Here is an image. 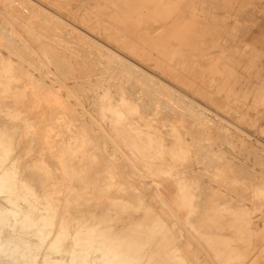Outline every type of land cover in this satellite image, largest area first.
<instances>
[{"label": "bare ground", "instance_id": "bare-ground-1", "mask_svg": "<svg viewBox=\"0 0 264 264\" xmlns=\"http://www.w3.org/2000/svg\"><path fill=\"white\" fill-rule=\"evenodd\" d=\"M32 1H34V0H32ZM56 1L58 2V4H59L58 6L60 8H66V6L68 4H70V2H72V4H73V2H76L77 4L79 2V0H56ZM93 1H95V0H93ZM182 1L183 0H99V2L97 4H94L93 6L82 7V9L78 11L79 13L83 12L85 14L86 13L91 14L90 15L91 18L89 20H87L89 22H86L87 25L92 30H94L95 33L98 32V34L102 38L106 39L107 41L114 43L123 52V54L125 53V54H129L131 56L135 55V56H133V57H135V59H136V57L138 58V56L140 55L143 60L147 61V64L149 66H153V68H155V70L157 69L161 73V77H162L161 79L162 80L158 79V77L155 78L152 75L149 76L150 74L148 75V73L145 70H143L141 67H140L141 70H140V68L138 69L137 67H135V70L141 72L143 77L144 76L147 77L146 80H148V81L146 83L148 85L154 86V88H155V91L152 90L153 88L147 89V87H146L145 88L146 90H144V88H143L142 92H145L146 94L149 95L148 96L149 99H146V100L144 99L143 96H139V95L136 97L131 96L127 92L125 87L121 84L117 87V89L115 91H113V92H115L114 94L111 92L112 90L109 89L114 84L109 85L108 86L109 88L105 87L104 82L103 81L101 82V80L98 81L99 80L98 78L96 79V82H94L92 84V90L95 93H97V95L100 94L99 97L96 98L97 100H95V102L99 104L101 114H100V119L95 118L96 120L95 119L92 120L93 118L92 119L90 118L91 124L93 121H95L94 123H96L98 125V131H101L102 135H104L102 137H104L106 141L103 138V141H105V142H103V141L102 142L104 144L99 143V144L103 145L100 148L104 147L103 148V149H105V150H103L104 153L112 154L116 158L117 157H123L129 163V166L131 167L132 174H129V175L126 174L125 175V174H123L124 173L123 172L122 175H125L123 177L121 176V171L119 170V169H123V168H120L121 166H119L121 159H119L120 160L119 164L116 165L115 163H117V162H114V160L117 161L116 158H113V156H111L112 157V158L110 157L111 159L105 160L106 156H105V154L102 153V155L105 156V159H103V161L105 160V166H103L104 164L102 163V160H101L103 157L100 154V152L97 151V148L95 150L97 153L99 152V154L101 155L100 157H102V158H100V159L99 158L95 159V157L98 155L97 154L96 156H94V159L92 160L94 153H91V152H94V149H93V151H91V147L89 148L90 152L88 150H87L88 152H86V150H85L86 146L90 145V142H91L90 139L91 138L88 139L87 142H85L84 139H86L87 136L89 137L90 134L89 135L86 134V136L84 135L86 138L85 137L83 138V132L84 131L81 132V130H79L80 132L75 135V133L77 131L74 128L75 124H74V122H72V120L74 119V121H75V118H73V117H75V113L79 111V109H78V111L75 110L78 107V105H76L78 103L77 102H76V104L74 103L76 105L75 106L76 108L72 107V106H74L72 104V102H71L72 106L69 105V102H67L66 99L62 98L63 97L62 94L64 91V92H67V94L69 96H74V98L76 97L77 99H78V95H75L76 93H75V90L73 88H70L66 85V83H65L66 79H63V78L59 79L60 77L57 78V79H59L58 81L60 82L61 88L58 86L60 88V90L59 89H58L59 91H57V89L54 90L53 88L56 87V85L53 84L54 85L53 88L51 85L54 81V80L52 81L53 78L50 77L51 82H52L51 84L48 85L46 83V85H45L43 83L44 81H46L45 79L39 78V80H37V78H36L37 76L35 77V75L30 74V71L25 70L26 68L23 67V63H21L23 61L20 58V57H22V55H20V52H22V50H18L19 51L18 53L20 55V57L18 56V58H20V60L16 61V63L13 62L14 60L9 57V55L13 54L12 52H10L11 54L9 53V55L7 53L8 56L4 55L6 57H4L2 53H0V94H1L0 97H3L5 92H8V93L10 92V94H11V92H14L12 95L14 96V94H17V96H19L22 101L19 98H16V99L20 100V102L23 103L24 107L27 105V103H29L28 99L33 98V101L30 100V102H32V103H30V104H32V106L29 105L30 107L28 106L29 109H26V111L24 110V107H22L23 108L22 109L20 106H19L20 107L19 109H22V110H18L16 108H14L15 110L13 109V111H10L11 109H8L10 107L9 105H8L9 106L8 108L6 107L7 111L9 110L8 113L6 112V110H4V111L0 110V112L3 111L2 112L3 114L7 113L6 115L10 116L12 122L22 123V125H20V126H17L18 124L17 125L12 124L13 126H8L4 121L6 118H4V120H2V118L0 117V195H3V199L7 202V205L0 202V264H9V263L10 264H90L91 263L90 261L92 258L94 259V262H93L94 264H192V263H189L190 262L189 260H187L186 255L188 256V254L185 255V254L180 253L179 245L181 243L179 244L177 242L179 244V245L177 244L178 247L176 245L175 246L173 245V242L175 240L174 239L175 233H177L178 236H182L184 234V232L182 230H179V229H178L179 231L167 230L166 228L168 225L165 222L166 216L163 218L162 214H159L158 217L157 216L154 217L151 214L152 217H154V218H152L151 215H148L149 217H146V218H150V219H152V221L141 220V221L131 223L127 229H117L116 225L114 223V219L112 218L114 214L112 215L111 212L108 214L106 213V215H104L102 217H98V215L95 212L88 211L87 213H85L82 209V207L85 205V202H88V201H89V203L92 201L93 202L95 201V203L97 205L109 204V205H111V207L113 206L115 208H119L121 210V211L120 210L119 211L122 212V214L128 212L133 207L135 208L137 206H140L142 208L144 205L147 206V201L149 199L146 200L147 198L146 199L144 198L146 196L145 191H144V193L142 192V194H145V196L143 195V198L146 200V202L144 199H142V195H140V192H136V191H139V190H137L139 187L137 184L134 185V190L136 189L135 186L137 185L136 186L137 189L135 190V195L137 193V196L133 197L132 196L133 194L131 195V191L128 189L129 188L128 185H130V183H131V185L133 187L134 183H132V181L131 182L127 181L128 183L126 182L127 183V185H126L125 184L126 180L123 183L122 179L119 180V178H118V180H117V176L120 174V176L122 178H124L128 175L127 177L129 178V181L132 180L134 177H136L137 180H139V177L143 179V177L145 178V176H146V175L143 176V174H145V173H142L143 167H146L148 169L151 166L152 167L156 166L158 168V172H157L156 168H154V167L151 169V170H154V169L156 170L157 178L151 177L153 179L151 184H153L155 186V189L152 188L153 194H151V193L150 194L152 196L155 195V197H157L158 199H161L160 201L162 202L161 204L163 205V207L160 209V213H166V214L171 213V215H173L177 219V221L179 222L180 219L184 218L181 214V211L183 209L188 208V211H190V213H191V211L194 210L192 208L193 203H192V201L189 200L191 197L190 198L187 197L188 195H190V193H189L190 187L188 188V186H186L187 184H185V183H187L188 180H184L182 183V180H180L181 177L179 178V176H180V173H182V174L189 173L188 171H190V172L193 171L192 173H194V171H196V168L191 164L189 167L190 170L187 169L188 171L185 170V168L178 170L177 169L179 167L178 164L176 165L177 168L173 167L174 165L171 164L172 160L170 158H167V155H166V153L169 151L167 149H165L166 143H164L165 138H163V134L165 132L163 133L162 131H163V129L165 130V128H162L160 126L162 128V130H161L160 128L157 127V125H155V123L157 122L156 118H152L153 120L155 119L154 121H156V122L153 121L154 123L152 122V120H149L150 117L149 118L147 117L148 119H146V122L141 121V120H144L146 116L144 117V119L142 118L140 120V118L142 117L141 113H142V111H144L147 108V103L149 101H151L154 104V100H158V102H159V101H161L160 99H162L161 97H160V99L157 98L155 95H154L155 96L154 97L153 93H155V94L158 93V94H163V95L170 93L169 91H165V89L168 90V88H169L167 86L168 85L167 82H165V81H171V82H176L179 84H184L187 88L189 87L188 88L189 90H191L197 94H202V93L205 94V92H208V90H207L208 76L210 75L211 72H213V70H215V71L217 70V69H213V67H211L210 70L211 69H213V70H211L208 73L209 75H206V73H204V71H202L201 68L199 70L197 69L193 60H189L183 55L179 45L180 44H187L189 42V40H190L189 38H191V36L193 35V33H192L193 30L191 28L192 25H190L189 23H186L185 11L187 10V8L185 5H187V4L183 3ZM5 2H6V0H5ZM17 2H18V0H17ZM50 3H51V1H50ZM21 4H22V2H21ZM191 4H189V5H191ZM90 5H92V4H90ZM42 7H44V6L42 5ZM70 8H72V7H70ZM90 10H91V12H90ZM40 13H43V12H40ZM188 13H191L190 10ZM45 14H47V13H45ZM80 14L82 15V13H80ZM74 15H77V14H74ZM81 15H78V16H81ZM45 17H46V15H45ZM45 17H44V19H46ZM92 17H95L96 19L94 18L95 20H92L93 19ZM74 18H76V17H74ZM82 20L85 21L84 18ZM47 21H48V19H47ZM45 22H46V20H45ZM63 24H64V22H63ZM59 26H60V24H59ZM66 26H68V24ZM70 26H72V25H70ZM88 26H87V28H88ZM2 28H4V27H2ZM4 29H7V28H4ZM79 31H81V30H79ZM6 32L9 33V31H6ZM81 32L84 33L85 31L84 32L81 31ZM87 32H90V31H87ZM8 33H6V34H8ZM98 34L96 37H98ZM16 35L17 34L12 35V39L14 42H18L19 40L23 41V39H21V38L20 39L16 38ZM41 36L38 35L36 37L38 40H40V39H42ZM100 36H99V38H100ZM91 39H89V41ZM86 41H88V39ZM5 43H7V41ZM20 44H22V43L21 42L19 43V47L11 46V49H8V52H9V50H13V49L16 50V49L20 48ZM7 45H10V44H7ZM101 45H102V43H101ZM58 46H60V45H58ZM23 47L26 49L28 48L27 44L24 46H21L22 49H23ZM30 49H31V51H34L36 53V55H38L37 57H35V59H38V65L40 67H42L43 65L45 66L46 62H44L42 60V57L39 55V52L35 49H32V48H30ZM107 50H108V48H107ZM42 51L44 53L45 58L50 61V58H49V55L47 54V52L45 50H42ZM15 53H14V55H17V52H15ZM118 53H119V51H118ZM132 53H134V54H132ZM29 55L31 56V54H29ZM136 55H138V56H136ZM109 57H111V56H109ZM117 57H118V55H117ZM117 57H115V58H117ZM184 57L186 59H184ZM105 59H106V57H105ZM122 60H123V58H122ZM113 61H114V59H113ZM116 61H118V60H116ZM138 61H139V58H138ZM145 61L143 63L145 64V66H147ZM35 62H37V61H35ZM112 62H109L108 65H110V63H112ZM120 62H121V60H120ZM128 62L130 63V61H128ZM135 62H136V60H135ZM215 63H212V64L215 65ZM34 65H33V67H34ZM121 66L122 65H120L119 67H121ZM210 66H211V64H210ZM30 67H32V66H30ZM214 67L216 68L217 66H214ZM36 68H38V67H36ZM129 68H130V66H129ZM133 68H134V66H133ZM124 69L125 68H123V70ZM127 69H126V71H128ZM45 70H47L46 72H48V69H45ZM207 70L205 68V72ZM37 71H38V69H37ZM49 71H50V68H49ZM42 72L43 71H41V73L39 72L40 75L42 74ZM46 72H43V74H45ZM48 74H52V73L49 72ZM48 74L46 75V77L48 76ZM52 75H54V73ZM129 75H130V73H129ZM198 75L202 76L200 85L197 84V76ZM46 77H44V78H46ZM102 79L106 80L107 78H102ZM127 80H128V78H127ZM59 82L58 83L56 82V83L59 84ZM50 85H51V88L48 87ZM177 87H178V85H177ZM115 88H116V86H115ZM102 90L103 91L105 90V93H103ZM214 91H215V89H214ZM31 95H32V97H30ZM206 95H207V93H206ZM15 96H14V98H15ZM166 96H168V95H166ZM166 96H164V97H166ZM187 97H188V95H187ZM6 98L7 97L4 96V99H6ZM74 98H73V101L76 100V98H75V100H74ZM6 100L8 101L9 99L7 98ZM6 100H5V103H6L5 105H7L11 101L10 100V101L6 102ZM43 100H45V101L48 100L50 103H53V106H55V105L58 106L59 108L58 107L57 108H58V110L60 109V111L58 113L56 111V113L54 115L50 116V112L53 110H56V107L53 110L50 109L51 111L48 113V115L50 117L46 118L47 116L45 117V115H47V114H45V113H47L48 111L45 112L46 109H44L43 108L44 106H42V105H46L43 102ZM78 100H80V99H78ZM164 100L166 101L167 99L164 98ZM169 100H170V98H169ZM80 101H82V100H80ZM12 102H14V101H11L10 103H12ZM17 102L18 101L16 100L15 103L19 104ZM81 103L82 102H80L79 106L83 105ZM187 103H186V108L188 105ZM221 103H222V101H221ZM160 104L161 103L159 102V105H158L159 107H160ZM165 104H167V103H165ZM179 104H182V103H179ZM179 104H177V106H179ZM0 105H2V107L0 106V108H3V109L5 108V105L3 107V102H0ZM20 105L22 106V104H20ZM53 106H52V108H53ZM148 106L151 107V105H148ZM161 106H162V104H161ZM166 106H168V105H166ZM12 107H13V105H12ZM31 107H34V108H32L34 110H32ZM35 107H36V109L41 108V110L37 111L38 112L37 114L41 115V116L39 118L38 117L32 118L33 114L31 113L32 114L31 118H28L29 113L26 115V113L28 112L27 110H29V112L31 110L36 111ZM179 107H181V109H182L180 111L183 112L184 107L183 108H182V106H179ZM49 108H50V105H49ZM80 108H82V107H80ZM205 108H206V106H205ZM85 110L87 111V109H85ZM155 110L156 111L154 113H152V111H151V113L154 115L156 113H159V112H157V110H159V109H155ZM161 110L162 109L160 107V111ZM170 110L168 109L166 111H170ZM173 110H175V107ZM177 110H179V108ZM163 111L164 110H162V113H163ZM166 111H165V113H167ZM190 112H189V114H190ZM90 113H91V111H90ZM90 113H88V114L90 115ZM151 113H149L150 116H151ZM172 113H175V111ZM177 113H178V111L175 114H177ZM186 113H183V115ZM191 113H193V112H191ZM194 113H195V111H194ZM136 114H138V115H136ZM179 114H182V113H179ZM143 115H144V113H143ZM145 115H147V114L145 113ZM183 115H181V117H183ZM200 115L202 116L203 114H200ZM5 116H3V117H5ZM77 116H78V114H77ZM92 116H94V115L92 114ZM159 116H161L160 113H159ZM162 116H164V115H162ZM166 116H167V114H166ZM166 116H165V118H166ZM193 116H194V114H193ZM207 116H209V115H207ZM69 117H71V118L69 119ZM83 117L84 116H82V118ZM170 117L171 116L169 115V118ZM194 117H196V116H194ZM194 117H193V119H194ZM161 118L162 117H160V119ZM165 118L163 117V119H165ZM169 118L167 121H169ZM171 118L174 119V116ZM184 118L186 119V117L184 116L182 118V120ZM197 118H198V116H197ZM207 118H209V117H207ZM84 119H85V122L88 120L86 118H84ZM176 119L177 118H175V121H176ZM201 119H204V117ZM212 119H215V118H212ZM182 120L180 119V123L184 124L185 121L183 120V122H184L183 123ZM195 120H196V118H195ZM226 120H227V118H226ZM6 121H7V119H6ZM167 121H163V122L166 124L171 123V121H170V123L169 122L167 123ZM186 121L188 122V119ZM203 121H205V120H203ZM189 122H190V120H189ZM211 122H212V120H211ZM227 122L230 123L229 121H227ZM75 123H77V122H75ZM89 123H87V124H89ZM162 123H161V125H162ZM177 123H179V122H177ZM199 123L201 124V122H199ZM203 123H206V122H203ZM203 123L201 125H203ZM83 124H85V123H83ZM176 124H175V127H176ZM186 124L188 125V123H186ZM200 124H198V125L201 126ZM205 125H204V127H205ZM215 125H216V123L212 126H215ZM220 125H222V124H220ZM92 126H93V124H92ZM207 126H209V125H207ZM166 127H167V125H166ZM169 127L171 128V126L168 125L167 128H169ZM183 127L184 126H182L181 128H183ZM202 127H201V130H202ZM210 127H211V125L209 126V128ZM90 128L92 129V127H90ZM216 128H218V127H216ZM223 128L225 131H227L225 127H223ZM108 129L114 130V132L116 133V136H117L116 140H114L110 136ZM178 129H180V128H178ZM204 129H207V127ZM238 129L240 130V128H238ZM85 130H86V128H85ZM185 130L187 131V129H185ZM212 130H214V128ZM88 131L89 130H87V132ZM181 131H179V132H181ZM188 131H191V130L188 129ZM200 131H199V133H200ZM206 131H205L204 135L207 136L209 134V132H207L208 134H206ZM221 131L222 130L220 129L219 133H221ZM225 131H224V133H225ZM70 132H71L70 137H68V133H70ZM167 132H170V131L168 130ZM195 132H193L194 135H195ZM170 133L167 135L169 136ZM175 133H177V132H175ZM59 134H62V137L61 138L59 137L60 139L57 140L58 138H55V136H57ZM97 134L95 136V132H94V134H93L94 138L95 137L97 138ZM201 134H202L201 137L203 138V133H200V135ZM175 135H174V137H175ZM180 135H179V137H180ZM210 135H211V133H210ZM99 136L101 137V133ZM235 136H236V134H235ZM100 137H99V141H100ZM176 137H178V136H176ZM179 137H178V139L181 138V137L180 138ZM198 137H199V135H198ZM204 138H205V136H204ZM196 139H197V136H196ZM92 140H94V139H92ZM180 140L182 141L183 137ZM92 143H95V142L93 141ZM182 143H183V141H182ZM182 143H180V145H182ZM187 143H189V141ZM187 143H185V145H184L185 148L184 147L182 148L180 145H179V147H180V149H184L183 150L184 152H182V154H185V151H187L186 153L188 156L190 154V153L188 154V150H190V148L188 150H185ZM95 144H97L99 146L98 143H95ZM167 144H166V146L169 147L170 143H169V145H167ZM235 144H237V143H235ZM190 145H189V147H190ZM90 146H92V145H90ZM110 146H113V148H115V149L113 150V148H112V150H109ZM171 146H173V145H171ZM124 147H127L129 151L123 150ZM175 147H176V144H175ZM180 149H177V151ZM248 149H250V148H248ZM240 150L241 149H239V151ZM101 151H102V149H101ZM212 151H211V153H212ZM89 153L93 154V155L89 156L90 160L87 156H85V154H89ZM178 153H179V151L176 152V154H178ZM180 153H181V150H180ZM206 154H208V153H206ZM177 156L179 157V154ZM205 156H207V155H205ZM107 157H108V155H107ZM180 158H181V156H180ZM185 158H187V157H185ZM204 158H203V160H204ZM206 158H208V160L206 159V161H209V157H206ZM175 159L177 162L178 158L175 157ZM214 160H212L211 163ZM92 161L95 162V165L93 164ZM100 162L102 163V166H100V164L99 165L97 164ZM122 162L125 163L124 160ZM181 162H183V161H181ZM202 163H204V162H202ZM141 164L143 165V167H141ZM182 164H184V166L187 167V164L185 165V163H181L179 165H182ZM209 165H211V164H209ZM258 165H260V163ZM262 167H263V165H262ZM146 168H145V170H147ZM179 168H181V167H179ZM199 169H198V171H199ZM201 171H202V169H201ZM152 172H149V173H152ZM154 173H155V171H154ZM120 176H118V177H120ZM147 176H149V175L147 174ZM152 176H155V175L152 174ZM162 176H165L166 178H161ZM187 177H188V179H190L189 175H187L185 178H187ZM191 177H193V176H191ZM182 178H183V175H182ZM185 178H183V179H185ZM196 178H195V180H196ZM142 179H140L139 181H140L141 185H144L143 184L144 180H142ZM197 180H198V178H197ZM117 181H119L120 183ZM135 182H137V181H135ZM117 183H119L118 186H117ZM144 183H147V182H144ZM196 183H194V184H196ZM198 184H201V183L199 182ZM153 185H152V187H153ZM190 185H192V184H190ZM114 186H116V188H114ZM125 187H128L126 189L128 192L130 191L129 192L130 194L129 193L127 194ZM28 188L30 189V193H34L36 195L35 196L36 199L30 197V195H29L30 193L27 191ZM114 189H115V191L118 190L121 194L118 196V194H119L118 193L117 197H115L113 195ZM124 189H125V191H124ZM190 189H192V188H190ZM195 189H196V187L192 189L194 192V195H195ZM208 189H209V187H208ZM134 190H132V191H134ZM149 190H151V189H149ZM187 190H188V192H187ZM125 192L129 196H126ZM197 192H196V194H199ZM116 193L117 192H115V195H116ZM123 193L125 195H123ZM138 194L141 197L138 196ZM196 197H198V195L197 196L195 195V198ZM34 201H35V203H34ZM194 203H195V201H194ZM196 203H197V201H196ZM3 208H7V210H5ZM8 208L10 211H8ZM40 208L43 210L46 208H52L54 210V213L56 214L55 219L52 221H47V220L42 221L39 217ZM107 208H109V207H107ZM110 208H109V210H110ZM147 208L149 209V207H147ZM143 209H145V208H143ZM11 210H12V212H11ZM117 210L118 209H116V214L119 213V212H117ZM140 210L141 209L139 208V211ZM150 210H152V209H150ZM139 211L137 210V213L139 215H141V213H139ZM14 212H16L17 214H15ZM157 212L159 213V211H157ZM12 214L13 215L15 214L14 216H17V215L18 216L13 217V219H12L13 221L11 220L14 227H12L10 229L11 226L9 227V225H12V224H8V220L10 219V216ZM133 215H135V214H133ZM117 216H119V219H120L121 215L117 214ZM189 218H190L189 215H187L185 217V219H186L185 221L188 222ZM150 219H148V220H150ZM22 222L25 223V226H23L22 229H20V225ZM178 222L172 223V226L173 227L177 226ZM168 227H169V229H171L170 225ZM82 230H89L94 234V236H97V237L99 236L100 239L90 241V242H86L83 239H75L72 241V240H67L64 236L67 234H70V235L79 234V232ZM50 236L52 237V239L50 238ZM185 240H183V242H185ZM65 241H66V243H64ZM103 242H106L107 247L103 246ZM227 242L228 241H223L224 244L221 245L222 250L231 251L230 249H228ZM113 247L117 248V250H115V249L111 250L110 249ZM42 248H45L46 250H44L45 252L43 251L44 254H39L40 250ZM187 249H191V243H188ZM231 255L232 254H220V260L222 261L221 263L222 264H244V260L238 261L235 258H231ZM194 261H195V258H194ZM192 262H193V260H192ZM197 263L199 264V262H197V260H196V264ZM194 264H195V262H194Z\"/></svg>", "mask_w": 264, "mask_h": 264}, {"label": "rangeland", "instance_id": "rangeland-1", "mask_svg": "<svg viewBox=\"0 0 264 264\" xmlns=\"http://www.w3.org/2000/svg\"><path fill=\"white\" fill-rule=\"evenodd\" d=\"M8 1L9 0H6V2H5V0H0V25H1L0 26V50H1L0 53H2L4 56V55H7V53L9 55V53L12 52L13 54L10 53L11 55H9V57L11 59H13L14 61L13 60L12 61L15 63H16V61L20 60V58H21L23 61L21 63H23V67L26 68V69L25 68L24 69L30 71V74L35 75V77L37 76L36 77L37 80H39V78L45 79L46 81L43 82L45 85H46V83L48 85L51 84L52 82H51L50 77L53 78L52 81L53 80L54 81L51 84L52 88L54 87V85H56V87H57V88L54 87L53 88L54 90L57 89V91H59L61 88L60 82L58 81L59 79H61V78L66 79V82H65L66 85L70 88H73L75 90V93H76L75 95H78V99L82 100V101H80L76 97H75L76 98V100H75L74 96H69L67 94V92L63 91V94H62L63 97L62 98L66 99L67 102H69V105L72 106V104H73L74 106H72V107H75L76 105H78L77 109H75V110L78 111V109H79V111L76 112L75 117H73V118H75V121H74V119L72 120V122H74V124H75V125L73 124L75 126V127L74 126L73 127L77 131L75 133V135L80 132L79 130H81V132L86 131L85 133L83 132V138L86 136V134L87 135L90 134L89 137L88 136H87V138L85 137L87 140L86 139H84V140H85V142H87L88 139L91 138L90 139L91 140L90 145H92L93 147L90 145H87L85 150H86V152H88V151L90 152L89 148L91 147V151H93V149H94V152H91V153H94V155L89 153V154H85V156H87L89 158V156L93 155V158L91 157L93 160L94 156H96L98 154L95 157V159H97V158L100 159L103 157L101 160H102V163L104 164L103 166H105V160L111 159L112 158L111 156H113V158H116V157L112 154L104 153V151H103V150H105V149H103L104 147L100 148L103 145H101L99 143H103L106 140L104 137H102V136H104V135H102V132L98 131V125L96 123H94L95 121L92 122L93 126L91 124L90 118L91 119L93 118L92 120H94L95 118L100 119V114H101L100 108H99L100 106L98 103L95 102V100H97L96 98H98L100 94L97 95V93H95L92 90V84L94 82H96L97 78L99 79L98 81L101 80V82L102 81L104 82L105 87H108L109 85L114 84L116 86V88L114 85H112V87H110V88L108 87L109 89L112 90L111 92L113 94L115 93L113 91H115L117 89V87L121 84L125 87V89L127 90V92L131 96H133V97H136L138 95L143 96L144 99L146 100V99H149V97H148L149 95L146 94L145 92H142L143 88H144V90H146L145 89L146 87H147V89L153 88L152 90H154V91H155V88H154V86L148 85L146 83L148 81V80H146L147 77L146 76L143 77L141 72L135 70V67H137L138 69L141 67L143 70H145L148 73V75L150 74L149 76L152 75L153 77H155V78L158 77V79L162 80L160 71L157 69L155 70V68H153V66H149L147 64V61L143 60L140 55L139 56L136 55L139 58V61H138L137 57H136V59H135V57H133L135 55L131 56V55L125 54V53L123 54V52L114 43L107 41L106 39L102 38L98 34V32L95 33V31L92 30L87 25L86 22H89L87 20H89L91 18L90 17L91 14H89V13L85 14L83 12H80V13H82V15H81L78 11L81 10L82 7L93 6L94 4H97L99 2V0H95V1L91 0L92 2L90 0H79V2H78L79 5L76 2H73V4H72V2H70V4H68L66 6V8H60L58 6L59 4L56 0H36V1L35 0L34 1H32V0H28V1L27 0H18V2H17V0H13V1L10 0L9 2ZM50 1H51V3H50ZM21 2H22V4H21ZM182 2L187 4V5H185L187 8V10L185 11L186 23H189L190 25H192L191 28L193 30L192 31L193 35L191 36V38H189L190 40L188 39L189 42L187 44H180L179 45L183 55L187 59L193 60L197 69L199 70L201 68V70L204 71V73H206V75H209L208 73L213 69H217V70L216 71L213 70V72H211L210 75L208 76V79H207L208 80V84H207L208 92H205V94L202 93L203 95L197 94V93L189 90L188 89L189 87L187 88L184 84H179L176 82L164 80L165 82H167V84H168L167 86L169 87L168 90L165 89V91L170 92V93L166 94L168 96L163 95V94L153 93V96L155 95L157 98L160 99V97H161L163 99V100L160 99L162 102L159 101L162 104V106L160 104V107L162 110H164L163 113H162V110L160 111V107L158 106L159 105L158 100H154V104L151 101H149L147 103V108L144 111H142V113H141L142 117L140 115L139 116L141 117L140 120L142 118L144 119V117L146 116L144 120H141L143 122L144 121L146 122V119H148L149 117H150L149 120H152V122L155 120V119L153 120L152 118H156L157 122L154 121V122H156L155 125H157V127L160 128L161 130H162V128H165V130L163 129V131H162L163 133L164 132L166 133V134L165 133L163 134V138H165L164 143H166V144L168 143L167 145H169V143H170L169 147L166 146V144H165V149H167L170 152V153L167 152L168 154L166 153V155H167V158H170L172 160L171 164L174 165L173 167H176V165L178 164V166L181 167V168L176 167L178 170H181L183 168H185V170H187V169L190 170L189 167L191 164L196 168L197 172L194 171V173H192L193 171L190 172L187 170L190 174L192 173L193 175L192 174L190 175L189 173H185V174L180 173V176H179V178L181 177L180 180H182V183L184 180H188L187 183H185V184H187L186 186H188V188L190 187L193 189L196 187L195 195L196 196L198 195V197L195 198L194 192L190 188H189L190 195H188L189 193L187 194L188 195L187 197H189V198L191 197L189 200L192 201L193 204L191 202L190 203L192 204V208L194 210L192 209L193 211H191V213H190V211H188V208L183 209L181 211V214L184 218L180 219V220L178 219L179 222L177 221V219L173 215H171V213H168V214L160 213V209L163 207V205L161 204L162 202L160 201L161 199H158L157 197H155V195H153V196L151 195V194H153L152 188L155 189V186L153 184H151V182L153 180L151 177L157 178L156 173L158 172V168L156 166L155 167L153 166L154 168H156V170H157V172H156L155 169L151 170L153 168L152 166L149 167L148 168L149 170H148L146 167H143V165L141 164V167H143V170H142L143 172L142 171L141 172L145 173V174H143V176L146 175L145 176L146 179L144 177H143V179L139 177V180L140 179L144 180L143 181L144 185H141L140 181L137 180L136 177H134L133 179L131 178L132 180L129 181V178L127 176L129 174H132L131 167L129 166V163L123 157H117L116 158L117 161L114 160V162H117V163H115L117 165L120 162L119 159H121V162L119 164V166H121L120 168H123V169H119L121 171V176L123 177L126 174H128V175L126 177L122 178L119 174L118 176H120V177L117 176V180H118V178H119V180L122 179L123 183L126 180L125 181L126 185L128 182H131V181H132V183H134L133 187H132L131 183H130L131 186L128 185L129 188L125 187V189L128 188L131 191V195L133 194L132 195L133 197L137 196V193L135 195V190L137 189L136 186L138 185L139 187L137 190H139V191H136V192H140V195H142V199H144V198L145 199L147 198L146 200L149 199L147 201V206L144 205L142 208L140 206H137L135 208L133 207L128 212H126L127 214L126 213L122 214V212H120L121 210L119 208H115L113 206L111 207V205H109V204L97 205L95 203V201L94 202L92 201L90 203L88 201V202H85V205L82 207V209L85 213H87L88 211H93L98 215V217H102V216L106 215V213L108 214L111 212L112 215L114 214L116 216L115 217L113 215L112 218L114 219V223H115L117 229H127L131 223L141 221V220L152 221V219L146 218V217H149L148 215H151V214L154 217L155 216L158 217L159 214H162L163 218L166 216L165 222L167 223V225L171 226V229H169V227L167 226V228H166L167 230H169V231L170 230L171 231L182 230L184 232V234L182 236H178L177 233H175V236L173 235L174 239H175L173 242V245L177 246L178 243L179 244L181 243L180 245L178 244L179 248H180V253L185 254V255L188 254V256L186 255L187 260H189L190 261L189 263H192V264H194V262L196 264V260H197V262H199V264H201V263L202 264H207V263L208 264H222L221 263L222 261L220 260V254H232L231 258H235L238 261L244 260V264H264V183H263L264 182V0H183ZM90 4H92V5H90ZM189 4H191V5H189ZM42 5L44 7H42ZM23 6L25 8L26 7L27 8L25 9ZM70 7H72V8H70ZM189 10L191 13H188ZM40 12H43V13H40ZM90 12H91V10H90ZM45 13H47V14H45ZM33 14L36 17L37 16L38 17L36 18ZM74 14H77V15H74ZM45 15H46V17H45ZM78 15H81V16H78ZM44 17L46 19H44ZM74 17H76V18H74ZM83 18L85 21L82 20ZM92 18H93L92 20L96 19L95 17H92ZM47 19H48V21H47ZM45 20L47 23L45 22ZM63 22H64V24H63ZM59 24H60V26H59ZM67 24H68V26H66ZM70 25H72V26H70ZM87 26H88V28H87ZM2 27L7 28V29H4ZM79 30H81L83 32L85 31V32L82 33ZM6 31H9L10 34ZM87 31H90V32H87ZM6 33H8V34H6ZM13 34H17L19 37L16 35V38H19V39L21 38V39H23V41L18 39L19 40L18 42H14L12 39ZM97 34H98V37H96ZM38 35H40V36L42 35L41 36L42 39L38 40L36 37ZM99 36H100V38H99ZM87 39H88V41H86ZM89 39H91L90 40L91 42L89 41ZM6 41H7V43H5ZM20 42L22 43V44H20V48H18L16 50L12 48L13 50H9V52H8V49H11V46L19 47ZM101 43H102V45H101ZM7 44H10V45H7ZM23 44L24 45L27 44L28 48L30 47L32 49L37 50L39 52V55L42 57V60L44 62H46L45 66L47 68L44 65L42 67H40L38 65V59H35V57H37L38 55H36V53L34 51H31L30 48L26 49L23 47V49H22L21 46H24ZM58 45H60V46H58ZM107 48L109 51L107 50ZM18 50H22V52H20V55H22V57H20ZM42 50H45L47 52V54L49 55L50 61L45 58ZM118 51H119V53H118ZM15 52H17V55H14ZM29 54H31V56ZM132 54H134V53H132ZM117 55H118V57H117ZM18 56L20 58H18ZM109 56H111V57H109ZM4 57H6V56H4ZM105 57H106V59H105ZM115 57H117V58H115ZM185 57H184V59H186ZM122 58H123V60H122ZM113 59H114V61H113ZM116 60H118V61H116ZM120 60L123 64L120 62ZM135 60H136V62H135ZM35 61H37V62H35ZM128 61H130V63ZM144 61L146 62L147 66H145V64L143 63ZM109 62H112V63H110V65H108ZM212 63H215V65ZM210 64H211V66H210ZM33 65H34V67H33ZM120 65H122V66L119 67ZM30 66H32V67H30ZM129 66H130V68H129ZM133 66H134V68H133ZM214 66H217V67L215 68ZM36 67H38V68H36ZM122 67L125 69L123 70ZM211 67H213V69L210 70ZM49 68H50V71H49ZM141 68H140V70H141ZM205 68H206V70L208 69L206 72H205ZM37 69H38V71H37ZM45 69H48V72H46L47 70H45ZM126 69L129 72L126 71ZM41 71L46 72L47 74L49 72L52 74L54 73V75L48 74V76L46 77V75H47L46 73H45L46 74L45 75L42 72V74L40 75ZM129 73H130V75H129ZM44 77H46V78H44ZM57 78H59V79H57ZM102 78H107V79L103 80ZM127 78H128V80H127ZM201 79H202V76L198 75L197 76V84L200 85ZM56 82L57 83L59 82V84H57ZM176 84L178 85V87ZM51 85L48 87L51 88ZM214 89H215V91H214ZM102 92L105 93V90L104 91L102 90ZM7 93L8 92H5L4 96L9 99L8 101L11 100L14 102H12L13 103L12 104V103H10L11 102L10 101L7 105H5L6 104L5 100L7 98L4 99V96L0 97L1 98L0 102H3V107L5 105V108L4 109L0 108V110H3V111L6 110V112L8 113L9 110L7 111V108L9 106L11 107V108L10 107L8 108V109H11L10 111H13L14 108H16L18 110H22L23 109L22 107H24V106H23V103L20 102L21 98L19 96H17V94H14V96L16 95L14 98V96L12 95L14 92H11V94H10V92L8 94ZM206 93H207V95H206ZM187 95H188V97H187ZM0 96H1V94H0ZM164 96H166V97H164ZM30 97H32V95ZM163 97L166 98L167 100L165 101ZM168 97L170 98V100ZM16 98H19L20 100H18ZM73 98L75 101H73ZM16 100L18 101L17 103H19V104L15 103ZM30 100L33 101V98L28 99L29 103H27V105L24 107L25 111H26V109H29L30 106H32V104H30V103H32V102H30ZM8 101L6 100V102H8ZM221 101H222V103H221ZM43 102L46 104V105H42V106H44L43 108L46 109V111L44 109L43 110L45 112L48 111L47 113H45V114H47V115H45V117L47 116L46 118L50 117L51 115H54L56 113V111H57V113L60 111V109L58 110V108H59L58 106H56L55 104H54L55 106H53V103H50L48 100L47 101L43 100ZM71 102H72V104H71ZM76 102L78 104H76ZM80 102H82L81 104H83V105L79 106ZM165 103H167V104H165ZM179 103H182V104H179ZM186 103L188 104L187 108H186ZM20 104H22V106ZM177 104H179V106H182V108L184 107L183 112L180 111L182 109H181V107L177 106ZM12 105H13V107H12ZM49 105H50V108H49ZM148 105H151V107ZM166 105H168V106H166ZM0 106L2 107V105H0ZM19 106L22 109H19L20 108ZM52 106H53V108H52ZM205 106H206V108H205ZM55 107H56V110H53ZM80 107H82V108H80ZM174 107H175V110H173ZM32 108H34V107H31V109ZM84 108L87 109L88 112ZM176 108L177 109L179 108V110H177ZM35 109H36V107H35ZM50 109L53 111H51ZM155 109H159V110H157V112H159L161 116H159V113H156L155 115L152 114L156 111ZM168 109L169 110L171 109V110L166 111ZM32 110H34V109H32ZM32 110L30 112H29V110H27L28 112L26 113V115L28 113L30 114V115L28 114V118H31L32 114H33L32 118H37V117L39 118L41 116V115L37 114L38 113L37 111L41 110V108H37L36 111H32ZM89 110L91 111V113ZM193 110L195 111V113ZM151 111H152V113H151ZM165 111L167 113H165ZM174 111H175V113L178 111V113H177L178 115L175 113H172ZM190 111L193 113H191ZM2 112H0V115H1L0 117L2 118V120H4V118L7 119V121H6V119L4 121L8 126H13V125H17V124H18L17 126L22 125V123H19V122L18 123L12 122L10 116L6 115L7 113L3 114ZM49 112H50V116L48 115ZM189 112H190V114H189ZM88 113H90L91 116L93 114L95 117L94 116L91 117ZM143 113H144V115H143ZM145 113L147 115H145ZM149 113H151V116ZM179 113H182V114H179ZM183 113H186V114L183 115ZM77 114L80 118L77 116ZM138 114H136V115H138ZM166 114L168 117L166 116ZM193 114L196 117H194ZM200 114H203V115L201 116ZM162 115H164V116H162ZM169 115L171 117L174 116V119H172L171 117H170L171 118L170 119ZM181 115H183V117L184 116L186 117V119L185 118L183 119L185 121V123L183 122V120H182L183 117H181ZM207 115H209V116H207ZM3 116H5V117H3ZM82 116H84V117L82 118ZM165 116H166V118H165ZM197 116H198V118H197ZM160 117H162V118L160 119ZM163 117L165 119H163ZM193 117H194V119H193ZM203 117H204V119H201ZM207 117H209V118H207ZM70 118L71 117H69V119ZM84 118L88 119L86 121L87 123H89V122L90 123L87 124L85 122ZM168 118H169V121H167ZM175 118L178 119V120L176 119V121L179 123H177L175 121ZM195 118H196V120H195ZM212 118H215V119H212ZM226 118H227V120H226ZM180 119L182 120V122L184 124L180 123ZM187 119H188V122L186 121ZM189 120H190V122H189ZM203 120H205V121H203ZM211 120L213 123L211 122ZM81 121L85 124H83ZM161 121L162 122L167 121V123L168 122L170 123V121H171V123H170L171 125L166 124L164 122L162 123ZM198 121L201 122V124L203 122H206V123H203V125H201ZM227 121H229L230 123H228ZM75 122H77V123H75ZM160 122L162 123V125ZM174 123L175 124L177 123L176 127H175ZM186 123H188V125ZM215 123H216V125L212 126ZM165 124L167 125V127H168V125L171 126V128L170 127L167 128ZM198 124H200L201 126H199ZM220 124H222V125H220ZM181 125L184 127L181 128L182 127ZM204 125H205V127H204ZM207 125H209V126L211 125V127L209 128V126H207ZM202 126L204 128L207 127V129L208 130L210 129V130L208 131L207 129H204ZM88 127L89 128L92 127V129L91 128L89 129ZM201 127H202V130H201ZM216 127H218V128H216ZM223 127H225L227 131H225ZM85 128H86V130H85ZM178 128H180L182 131ZM213 128H214V130H212ZM238 128H240V130ZM183 129L184 130L187 129V131L185 130L186 131L185 132ZM188 129L191 131H188ZM220 129L222 130L221 133H219ZM87 130H89V131L87 132ZM168 130L171 133L167 132ZM93 131L95 132V136L97 133L99 135L101 133L102 138L98 134H97V138L96 137L94 138V135H93L94 132ZM179 131H181V132H179ZM199 131H200V133H203V138L201 137L202 134L200 135ZM205 131H206V134H208L207 132H209V134H208L209 136L207 135L208 137L206 135H204ZM224 131H225V133L227 132L228 134L227 133L225 134ZM243 131L244 132L246 131V132L244 133ZM108 132L114 140L117 139V136H116V133L114 132V130L108 129ZM175 132H177V133H175ZM193 132H195V135L193 134ZM169 133L173 138L170 135L169 136L167 135ZM210 133H211V135H210ZM70 134H71V132L68 133V137H70ZM235 134H236V136H235ZM174 135H175V137H174ZM179 135L181 138L183 137V140H182L183 143L180 140L181 138L179 137ZM198 135H199V137H198ZM176 136H178L180 139H178V137H176ZM196 136H197V139H196ZM204 136H205V138H204ZM59 137L61 138L62 134L55 136V138H58L57 140L60 139ZM99 137H100V141H99ZM103 138L105 141H103ZM92 139H94V140H92ZM93 141L95 143H98L99 146L95 143H92ZM188 141H189V143H187ZM179 142L182 143L183 146L180 145ZM234 142L237 144H235ZM185 143H187V145L191 144L190 147H189V145L188 146L186 145L185 150H188L190 148V150H188V154L190 153L188 156L186 153L187 151H185L186 155L182 154V152H184L183 151L184 149H180V147H179V145H180L183 148ZM175 144H176V147H175ZM171 145H173V146H171ZM96 148H97V151H99L101 155H102V153L105 154L106 159H105V156H103V155H102V157H100L101 155L99 154V152L98 153L96 152V150H95ZM112 148H113V146H110L109 150H112ZM176 148L181 150V153H180V150H178L179 151V153H178L179 157L177 156L178 154H176V152H178ZM248 148H250V149H248ZM101 149H102V151H101ZM114 149L115 148H113V150ZM239 149H241V150L239 151ZM123 150L129 151L127 147H124ZM211 151H212V153H211ZM206 153H208L209 155ZM107 155L109 158L107 157ZM205 155H207V156H205ZM180 156H181V158H180ZM184 156L187 158H185ZM175 157H177L179 161L177 160V162H176ZM206 157H209V161H206V159L208 160V158H206ZM203 158H204V160H203ZM103 159H105V160L103 161ZM122 159L124 160L125 163L122 162L123 161ZM211 159L212 160L215 159V160L211 163V161H212ZM89 160H90V158H89ZM181 161H183V162H181ZM202 162H204V163H202ZM102 163L100 162L97 164L98 165L100 164V166H102ZM181 163H185V165L187 164L188 168L186 166H184V164L179 165ZM208 163L211 165H209ZM259 163H260V165H258ZM93 164L95 165V162H93ZM262 165H263V167H262ZM145 168L147 170H145ZM198 169H199V171H198ZM201 169H202V171H201ZM154 171H155V173H154ZM149 172H152V173H149ZM122 173L125 175H122ZM147 174L149 176H147ZM152 174L155 176H152ZM186 174L190 176V179H188V177L185 178L187 176ZM182 175H183V178H185V179L182 178ZM165 176H162L161 178H166ZM191 176H193V177H191ZM194 177L195 178L197 177L198 180H197V178L195 180ZM135 181H137V182H135ZM117 182H119V181H117ZM144 182H147V183H144ZM199 182L201 184H198ZM119 183H117V186L119 185ZM194 183H196V184H194ZM135 184H137V185L135 186L136 189L134 190ZM190 184H192V185H190ZM152 185H153V187H152ZM207 186L209 187V189ZM114 188H116V186H114ZM125 189H124V191H125ZM131 189L134 191H132ZM149 189H151V190H149ZM118 190L115 191V189H114L113 195L115 197H117L118 193H119L118 196L121 194ZM27 191L30 193L29 188ZM126 191H127V189H126ZM144 191H145V194L147 197L145 196V194H142V192L144 193ZM115 192H117L116 195H115ZM129 192L127 191V194ZM187 192H188V190H187ZM196 192L199 193L200 195L196 194ZM125 194H126V192H125ZM125 194L123 193V195H125ZM127 194H126V196H129ZM29 195H30V197L36 199V197H35L36 195L34 193H30ZM140 195L138 194V196H140ZM143 195L145 196L144 198H143ZM146 200H145V202H146ZM194 201H195V203H194ZM196 201H197V203H196ZM0 202L7 205V202L3 199V195H0ZM34 203H35V201H34ZM107 207H109V208L111 207L110 210ZM147 207H149V209ZM139 208L141 209L140 211H139ZM143 208H145V209H143ZM3 209L7 210V208H3ZM116 209H118L117 212L120 213V214L119 213H117V214L121 215L122 218L120 217V219H119V216H117V214H116ZM136 209L139 211V213H141L142 216L137 213ZM150 209H152V210H150ZM8 211H10L9 208H8ZM157 211H159V213ZM11 212H12V210H11ZM14 213L17 214L16 212H14ZM133 214H135V215H133ZM14 215L12 214L10 216V219L8 220V224H12L13 217L18 216V215L17 216H14ZM152 215H151V217H152ZM187 215H189V217H190L188 219V222L185 221L186 220L185 217ZM39 217L42 221H46V220L52 221L55 219L56 214L54 213V210L52 208H46L44 210L40 208ZM154 217H152V218H154ZM148 219H150V220H148ZM177 222L179 224V225L177 224L178 227L177 226L173 227L172 223H177ZM23 223L24 222L21 223L20 229H22V227L25 226V223L24 224ZM9 227L11 229L12 227H14V225L13 224L9 225ZM64 236L67 240H72V241L75 239H83L86 242H90V241L100 239L99 236L98 237L94 236V234L89 230H82L79 232V234H75V235L74 234L73 235L67 234ZM50 238L52 239L51 236H50ZM183 240H185V242H183ZM223 241H228L227 242L228 249H230L231 251L222 250L221 245L224 244ZM64 243H66V241ZM188 243H191V249H187ZM103 246L107 247L106 242H103ZM110 249L111 250L112 249L117 250V248H114V247L110 248ZM44 250H46V249L42 248L40 250L39 254H44V252H45ZM194 258H195V261H194ZM192 260H193V262H192ZM90 262H91L90 264H94L93 263L94 259L92 258Z\"/></svg>", "mask_w": 264, "mask_h": 264}]
</instances>
